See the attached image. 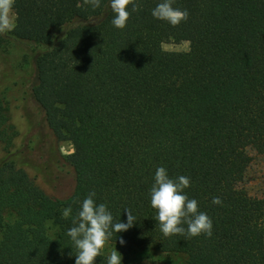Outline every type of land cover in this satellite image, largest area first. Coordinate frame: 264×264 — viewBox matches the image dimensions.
<instances>
[{"label":"trees","instance_id":"obj_1","mask_svg":"<svg viewBox=\"0 0 264 264\" xmlns=\"http://www.w3.org/2000/svg\"><path fill=\"white\" fill-rule=\"evenodd\" d=\"M137 2L121 30L110 0L95 10L83 0H15V26L0 45L26 48V100L51 149L52 140L71 144L74 159L63 161L74 188L50 196L22 167L0 100V264H75L67 232L91 191L113 223L127 222L125 209L136 217L110 243L151 246L182 264H264V200L240 186L246 150L264 156V0H174L189 13L176 27L152 16L162 0ZM180 42L187 52L161 47ZM158 167L190 178L185 192L212 219L211 237L162 234L150 197Z\"/></svg>","mask_w":264,"mask_h":264},{"label":"clouds","instance_id":"obj_2","mask_svg":"<svg viewBox=\"0 0 264 264\" xmlns=\"http://www.w3.org/2000/svg\"><path fill=\"white\" fill-rule=\"evenodd\" d=\"M83 3L90 5L93 10L101 6V0H83ZM173 4L174 0H162L152 10V16L166 21L172 27L179 26L188 19L189 13L173 7ZM14 5L15 0H0V35H6L15 26ZM110 7L114 13L111 23L121 30L127 26L132 13L141 10L137 0H110ZM154 181L150 189L151 207L157 212L155 220L165 237L180 235L191 239L202 234L211 237L212 219L207 213L200 211L198 201L190 199L185 192L191 184L189 177L180 175L173 179L164 167H158ZM95 196V191L89 192L77 217L73 219L74 226L67 232L76 249L75 264H95L113 233L127 231L136 222L131 210L125 209L127 222L113 223L111 212L105 204L97 205ZM212 203L219 205L222 201L219 197H214ZM71 212L70 207L65 208L62 216L68 218ZM119 242L121 245L125 243L122 238ZM121 261V254L116 249L111 250L107 264H121Z\"/></svg>","mask_w":264,"mask_h":264},{"label":"rangeland","instance_id":"obj_3","mask_svg":"<svg viewBox=\"0 0 264 264\" xmlns=\"http://www.w3.org/2000/svg\"><path fill=\"white\" fill-rule=\"evenodd\" d=\"M161 47L166 52L189 50L187 42L164 43ZM26 55V48L14 41L0 45V100L8 103L11 123L17 132L13 151H20L17 161L46 194L64 199L73 191L74 179L70 163L64 162L63 158L73 160L74 151L69 142L53 140L51 149V136L43 127L41 113L27 102L25 86L30 67ZM246 152L250 162L240 186L249 196L264 200V156L251 148ZM4 155L0 152V159ZM57 158L61 159L57 161ZM48 231L50 235L54 234L52 227ZM114 249L121 254L122 264H182L181 256L163 254L151 246L139 248L108 242L102 253L108 256Z\"/></svg>","mask_w":264,"mask_h":264}]
</instances>
